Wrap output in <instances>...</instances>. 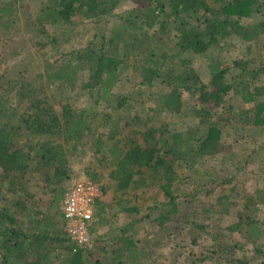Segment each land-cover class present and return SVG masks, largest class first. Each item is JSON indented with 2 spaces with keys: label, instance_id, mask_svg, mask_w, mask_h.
Listing matches in <instances>:
<instances>
[{
  "label": "trees",
  "instance_id": "16d2710c",
  "mask_svg": "<svg viewBox=\"0 0 264 264\" xmlns=\"http://www.w3.org/2000/svg\"><path fill=\"white\" fill-rule=\"evenodd\" d=\"M118 1L0 0V264H158L163 240L176 232L191 244L208 237L214 253L231 256L229 263L238 260L234 250L249 244L251 254L240 263L264 264V59L248 56L251 48L264 55V18L251 19L264 13V0H130L120 29L90 32L81 47L44 59L29 79L32 47L38 56L56 51L69 25L99 20ZM22 16L24 31L32 28L29 43L22 42L25 61L7 65L3 47L20 33ZM168 27L176 53L164 48ZM233 42L243 55L226 63L218 54ZM183 53L206 57L205 79L189 57L177 60ZM124 80L138 92L158 87L151 111L196 122L171 129L138 112L114 121L111 110L130 108L137 94L119 90ZM52 84L60 94L51 100ZM73 89L86 92L90 103L73 105L64 93ZM223 131L234 137L228 147ZM75 152L92 155V180L106 170L121 193V210L135 215L115 220L96 198L90 240L80 247L57 219ZM239 173L253 179L252 191L231 184ZM27 175L53 195L44 211ZM147 194L154 200L144 204ZM228 216L227 225H217Z\"/></svg>",
  "mask_w": 264,
  "mask_h": 264
},
{
  "label": "rangeland",
  "instance_id": "374dc122",
  "mask_svg": "<svg viewBox=\"0 0 264 264\" xmlns=\"http://www.w3.org/2000/svg\"><path fill=\"white\" fill-rule=\"evenodd\" d=\"M133 3L130 0H119L115 6V9L113 12H111L109 15H104L99 20H92V21H84L80 22L75 25H69L68 29L65 31V34L61 36L58 40V46L56 47V51L48 53L44 56L35 54L34 47L31 48V52H33V64L31 68V73H29V79H36L37 74L41 72V69L46 66L44 62L47 61H53L56 58L57 54L67 53L71 51L72 49L81 47L85 39L88 37L90 32L98 31L100 29H107L109 32L116 31L117 29H120L124 23V19L130 14L132 11ZM31 8H33V3L30 5ZM116 14V15H115ZM24 16L21 17V21L19 23L20 33L16 34V37H12L10 41H8L7 47H3V49H8L9 54L7 55V65L13 62H20L23 63L25 61V55L26 52H24V44L27 42L29 43L28 35L30 34V30L32 28H28V32H25L24 30L27 29ZM261 18H264L263 14H255L251 19L253 21H257ZM166 38L164 39V48L165 51L170 53H176L177 47L175 45V42L177 41L176 36L174 35V31L171 30V27L167 29ZM156 46H159V42L156 41L154 43ZM255 48H251V50L248 53V56L253 58V61L258 60L259 57L264 59V55L260 56V53H255L253 51ZM243 49L242 45L238 42L235 44L229 43L221 49V53L218 54L219 57L223 59V61H226V63H230L231 59L234 57H239L243 55ZM57 52V53H55ZM216 51H214L212 54H215ZM189 57L190 62L193 66V68L196 70V72L200 75L202 79H205L207 77V71H206V57L200 56V55H191L188 53H183L179 57H176L177 60L186 59ZM175 58V59H176ZM46 59V60H44ZM16 62V63H17ZM124 74L126 72L124 71ZM121 84L123 87H120V91H124V94L134 93L136 94V98L134 96V104L133 106H130V108L126 109L125 111L121 110H111L110 114L111 117H113V120L118 122L124 115H133L135 112H138L140 114L141 118H146L149 115H152L155 120V124H159L160 121H166L171 129H178L181 130L185 126H191L196 122L195 118L187 117V116H177L175 114L167 113V112H161L158 113L155 111V109L150 110V108H154L155 106V100L154 95L156 88H148L145 86L139 87V92L137 91V88H130L128 87V84L126 83V80L121 81ZM128 89L130 90L129 93ZM47 92L52 93L50 96L51 100L54 95H59L60 90L57 84L47 85ZM68 94L72 100L71 102L73 105L81 106L86 105L90 103V98L87 96L86 92H78L76 89L73 90H66L64 92ZM188 92H182V99L187 100L189 98ZM57 101V100H56ZM54 101V102H56ZM192 103L194 101H191L188 104V107L192 106ZM110 111V110H109ZM157 120V121H156ZM233 138L231 135L229 136L228 132L223 131L222 132V143H224L223 147H228L227 145L233 144ZM235 149H238L239 146L235 144ZM69 168L71 169L72 177L70 180L67 181V185L73 184L77 180L81 178H91L89 175V169L87 168L89 165L93 166L94 161L92 160V155L89 153H72L69 158ZM215 162H218L216 160ZM88 171V172H87ZM97 172V170H95ZM102 172H97L99 174L98 176H95V181L99 184V186L102 188V195L99 197L101 201L104 204V211L105 214L108 216H111V218H115V220L118 219H127L128 217L135 216L132 212H125L121 210L120 204L117 201L119 196H121V193L119 191H116L115 184L113 181L109 179L108 172L106 170H101ZM28 180V187L31 189L30 191L33 192L34 197L33 199L37 201V206L44 211L45 207L47 205V201L53 196L49 189L43 190V188L36 187L35 181L37 180L36 175H27ZM236 182L239 184L237 185L239 189H246L249 191H252L254 188V181L250 177H246L244 173H239L236 177V179L233 180V183L236 184ZM243 182V185L241 183ZM227 184H225L223 187H227ZM48 190V192H47ZM8 198H14V196L7 194ZM153 196L145 195V200L143 201L144 204L149 203L150 201H153ZM142 200H138V203L140 204ZM61 202V201H60ZM123 204V203H122ZM60 207V203L58 204ZM58 220L61 221V225H64V219L63 217H58ZM114 219L112 220L115 221ZM223 221H220L217 225L219 226H225L229 223L230 220H232V217H223ZM111 222V221H110ZM213 227L216 224L212 221L209 222ZM59 224V222H58ZM102 229V228H100ZM104 229V228H103ZM181 233V234H180ZM179 234V235H177ZM148 236H151L150 234ZM236 239H239V235L235 237ZM244 248H240L237 250H234V253L237 256V262L229 263L228 259H231V256H228L225 258V256L222 255V252H216L214 251L217 249V247L214 249L212 246L211 240L207 237L206 240L200 239L196 244H191L188 240V236L185 234V232H179V233H173L170 239L163 240L162 243V257L161 259L155 260L158 262V264H241L240 259L246 255L251 254L250 245L245 244ZM249 245V246H248ZM214 249V250H213ZM157 254V253H156Z\"/></svg>",
  "mask_w": 264,
  "mask_h": 264
},
{
  "label": "built area",
  "instance_id": "2783aa9c",
  "mask_svg": "<svg viewBox=\"0 0 264 264\" xmlns=\"http://www.w3.org/2000/svg\"><path fill=\"white\" fill-rule=\"evenodd\" d=\"M102 195L99 184L90 178L74 182L63 194L60 211L67 238L75 246H84L90 240L88 224L92 219L93 203Z\"/></svg>",
  "mask_w": 264,
  "mask_h": 264
},
{
  "label": "crops",
  "instance_id": "0c3cea01",
  "mask_svg": "<svg viewBox=\"0 0 264 264\" xmlns=\"http://www.w3.org/2000/svg\"><path fill=\"white\" fill-rule=\"evenodd\" d=\"M103 232H105V229H99V231H98V233H103Z\"/></svg>",
  "mask_w": 264,
  "mask_h": 264
}]
</instances>
